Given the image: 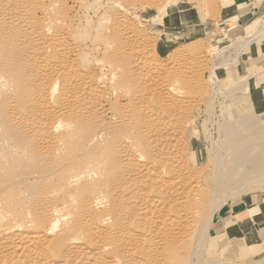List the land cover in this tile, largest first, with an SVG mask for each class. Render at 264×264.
Returning <instances> with one entry per match:
<instances>
[{
    "label": "bare ground",
    "instance_id": "bare-ground-1",
    "mask_svg": "<svg viewBox=\"0 0 264 264\" xmlns=\"http://www.w3.org/2000/svg\"><path fill=\"white\" fill-rule=\"evenodd\" d=\"M67 2L0 0V264H174L224 194L264 184V112L232 113L192 166L176 96L199 86L114 67L102 88L69 55Z\"/></svg>",
    "mask_w": 264,
    "mask_h": 264
},
{
    "label": "rangeland",
    "instance_id": "rangeland-1",
    "mask_svg": "<svg viewBox=\"0 0 264 264\" xmlns=\"http://www.w3.org/2000/svg\"><path fill=\"white\" fill-rule=\"evenodd\" d=\"M228 1L230 0H68L67 2L70 11L65 23L69 24L72 30L68 40L75 46L69 55L78 63V70L94 75L104 74L106 79L104 78L105 83L100 84L102 88H109L108 71L114 67L116 73L120 75L125 73L123 72L125 69L128 72L134 68L137 81V76L145 74L148 67L150 71L157 69L158 72L166 71L169 83L199 86L197 92L187 90L180 97L176 96L177 99H184L182 103L186 102L182 104L186 108V123L184 128H176L175 140L186 150V157L192 159L194 167L195 158L207 157L212 145L222 142L224 137L222 126L232 119V113L239 115L242 112L252 114L264 112V110H255L251 105L246 107L250 103L249 73L239 77L233 75L231 70V67L237 63L238 53L251 42L243 46L242 41L249 39L248 35L264 22V0H258L261 11L246 27L249 31L242 37L224 33L219 28L210 30V25L205 24L211 20L215 21L221 7ZM127 27L132 34L133 32L135 34L132 35ZM111 50L118 51L117 62L111 63L112 65L108 63ZM176 57L178 60H175ZM140 61H143L142 63L146 61L142 67ZM134 62L141 68L133 67ZM178 69L180 72L177 71ZM224 69L228 78H223ZM173 74L177 77L180 74L183 76L175 78ZM251 74L252 72L249 75ZM185 76H189L188 80L187 77L185 80ZM255 191L264 192V184L250 186V189L240 194H224L221 203L212 209L204 234L199 240L197 239L201 244L194 239L189 246L183 248L185 250L181 251L182 258L176 260L174 264H251V259L247 256L230 252L226 241L220 246L213 236L212 225L222 205ZM187 255L192 256L188 258Z\"/></svg>",
    "mask_w": 264,
    "mask_h": 264
},
{
    "label": "crops",
    "instance_id": "crops-1",
    "mask_svg": "<svg viewBox=\"0 0 264 264\" xmlns=\"http://www.w3.org/2000/svg\"><path fill=\"white\" fill-rule=\"evenodd\" d=\"M261 11L258 0H230L221 7L218 18L209 24L210 30L219 28L232 36H245L246 27ZM232 74L249 77L248 98L255 110H264V33L252 40L237 55ZM223 78H228L224 69ZM214 238L223 246L251 259V264H264V192L244 194L222 205L212 225Z\"/></svg>",
    "mask_w": 264,
    "mask_h": 264
}]
</instances>
